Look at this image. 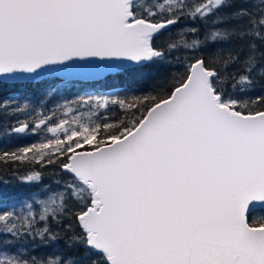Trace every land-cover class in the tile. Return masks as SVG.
I'll list each match as a JSON object with an SVG mask.
<instances>
[{"label":"snow or ice","instance_id":"obj_1","mask_svg":"<svg viewBox=\"0 0 264 264\" xmlns=\"http://www.w3.org/2000/svg\"><path fill=\"white\" fill-rule=\"evenodd\" d=\"M154 73L34 117L0 100L43 134L0 151L29 187L0 179V264H264V0H0V78Z\"/></svg>","mask_w":264,"mask_h":264},{"label":"trees","instance_id":"obj_2","mask_svg":"<svg viewBox=\"0 0 264 264\" xmlns=\"http://www.w3.org/2000/svg\"><path fill=\"white\" fill-rule=\"evenodd\" d=\"M182 23H186L183 22ZM161 69L160 72H166ZM145 74L144 76H113L102 77L99 79H66L58 75H50L41 78L38 81H10L0 79V100L15 99L20 106L24 103L30 104L32 116L36 111L50 112L56 110L58 104L65 102V99H76L81 95H113L120 94L121 97L132 94H143L151 90L152 81L156 75ZM58 89L55 94H51L50 90ZM264 91L258 84L256 92ZM47 94V95H46ZM26 114H9V117L0 120V151H13L17 147L29 146L32 143H38L41 139L38 135L29 134L24 136L9 135V126L14 125L17 119H27ZM26 165H17L15 170L17 174H23ZM52 171L51 168L48 169ZM50 177L45 176V182ZM0 179L8 181L9 186L3 190L7 194L4 201L8 200V196L23 195L29 191V187L20 184L10 171L5 169L4 165H0Z\"/></svg>","mask_w":264,"mask_h":264},{"label":"water","instance_id":"obj_3","mask_svg":"<svg viewBox=\"0 0 264 264\" xmlns=\"http://www.w3.org/2000/svg\"><path fill=\"white\" fill-rule=\"evenodd\" d=\"M58 76H61L63 78H66V79H72V78H78V79H84V80H88V79H99V78H102V77H96V78H82L80 76H76V75H58ZM44 78V77H42ZM1 80H5L4 78H0ZM12 81V80H10Z\"/></svg>","mask_w":264,"mask_h":264},{"label":"rangeland","instance_id":"obj_4","mask_svg":"<svg viewBox=\"0 0 264 264\" xmlns=\"http://www.w3.org/2000/svg\"><path fill=\"white\" fill-rule=\"evenodd\" d=\"M82 111H86L87 108L81 109ZM40 138H42L43 134L41 133L40 135H38Z\"/></svg>","mask_w":264,"mask_h":264}]
</instances>
